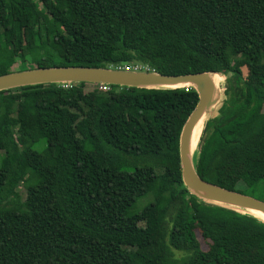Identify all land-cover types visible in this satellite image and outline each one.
<instances>
[{"label":"trees","instance_id":"obj_1","mask_svg":"<svg viewBox=\"0 0 264 264\" xmlns=\"http://www.w3.org/2000/svg\"><path fill=\"white\" fill-rule=\"evenodd\" d=\"M17 64L223 76L195 170L264 202V0H0V75ZM100 87L0 92V264H264L263 221L182 183L196 91Z\"/></svg>","mask_w":264,"mask_h":264},{"label":"water","instance_id":"obj_2","mask_svg":"<svg viewBox=\"0 0 264 264\" xmlns=\"http://www.w3.org/2000/svg\"><path fill=\"white\" fill-rule=\"evenodd\" d=\"M215 75L219 74L202 72L169 76L150 70L131 71L124 68H33L0 75V92L42 84L76 83L157 90L193 88L198 94V103L186 120L179 137V160L183 185L191 194L206 203L230 208L246 215H250L247 211L264 214V202L203 181L196 173L194 158L199 140L197 148L193 152H190V140L195 126L202 121V127H204L203 124L217 104L216 86L214 84Z\"/></svg>","mask_w":264,"mask_h":264},{"label":"rangeland","instance_id":"obj_3","mask_svg":"<svg viewBox=\"0 0 264 264\" xmlns=\"http://www.w3.org/2000/svg\"><path fill=\"white\" fill-rule=\"evenodd\" d=\"M18 70V64L17 66H14V71H17ZM239 74L243 77V78H246L247 75H248V71H247V68L245 67V65H243L242 67L239 68L238 70ZM222 77V82L219 86H216V91H215V96L217 98V104L215 105V107L212 109L211 111V114L210 115H216L217 113V109L219 108L220 104H221V101L223 100L224 98V95H223V88L225 87V78L223 76ZM224 83V84H223ZM210 117V116H209ZM204 125V124H203ZM202 125H201V132H202ZM201 132H200V135H201ZM160 172V171H158ZM17 192L19 194V197L21 199V201H24V198H25V194H26V191L24 189V186L22 184H20L18 186V189H17ZM144 199V198H143ZM142 199V200H143ZM147 199H144L143 201H146ZM148 201V200H147Z\"/></svg>","mask_w":264,"mask_h":264},{"label":"bare ground","instance_id":"obj_4","mask_svg":"<svg viewBox=\"0 0 264 264\" xmlns=\"http://www.w3.org/2000/svg\"><path fill=\"white\" fill-rule=\"evenodd\" d=\"M222 82V77L220 75H215L214 76V84L215 86H219ZM224 84V83H223ZM201 125L202 121H200L194 128V131L191 136L190 140V152H193L197 148L198 140L200 137V132H201ZM250 215L256 217L259 220L264 221V214L256 212V211H247Z\"/></svg>","mask_w":264,"mask_h":264},{"label":"built area","instance_id":"obj_5","mask_svg":"<svg viewBox=\"0 0 264 264\" xmlns=\"http://www.w3.org/2000/svg\"><path fill=\"white\" fill-rule=\"evenodd\" d=\"M124 69H126V70H131V71H142V68H140V67H137V66H135V67H133V68H129V67H124ZM144 70V69H143ZM101 90H103V91H108L109 89H110V86L109 85H101Z\"/></svg>","mask_w":264,"mask_h":264}]
</instances>
